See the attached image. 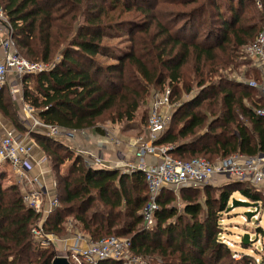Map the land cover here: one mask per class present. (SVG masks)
<instances>
[{
	"label": "trees",
	"instance_id": "trees-1",
	"mask_svg": "<svg viewBox=\"0 0 264 264\" xmlns=\"http://www.w3.org/2000/svg\"><path fill=\"white\" fill-rule=\"evenodd\" d=\"M0 6L21 57L51 64L58 56L50 71L23 78L24 102L41 123L104 133L107 123L134 121L151 91L170 88L178 105L156 145L172 146L173 158L213 162L264 153V116L252 88L228 76L264 29V0H0ZM109 33L125 40L109 47ZM106 54L114 60H100ZM10 98L5 86L0 114L23 131ZM31 135L48 158L60 203L43 225L46 234L64 238L74 222L94 242L129 240L131 253L152 264H253L244 254L235 260L220 238L234 192L264 208V196L251 185L226 182L217 194L206 186L203 202L198 189L184 187L181 208L175 192L164 189L147 227L143 172L91 166L62 140L38 130ZM23 194L17 184L0 186V264H52L58 253L35 239L40 216Z\"/></svg>",
	"mask_w": 264,
	"mask_h": 264
},
{
	"label": "built area",
	"instance_id": "built-area-1",
	"mask_svg": "<svg viewBox=\"0 0 264 264\" xmlns=\"http://www.w3.org/2000/svg\"><path fill=\"white\" fill-rule=\"evenodd\" d=\"M13 33V25L0 6V91L8 86L11 95L19 99V103L23 105L22 111L27 114L30 122L28 132L42 129L51 138L65 139L69 142H73L78 136H85L86 131H69L41 123L35 116L34 109L24 102L21 93L23 78L48 72L54 67L55 62L33 63L21 57L17 51ZM246 53L253 66L262 75L263 85L260 89L264 98V30L247 47ZM242 83L252 88L257 87L253 81L245 80ZM171 97L170 88L152 95L146 136L136 139L132 145L134 160L127 162L122 170L128 173L140 171L145 174L150 196L143 210L146 225L153 224V214L158 208L156 201L164 189L179 193L184 187L202 189L218 181L233 180L251 185L264 196V154L245 156L235 153L228 157H220L213 162L202 157L181 161L169 154L172 146L156 145L169 124L167 112L172 106ZM256 112L264 116V107ZM34 149H36L35 144L25 143L23 137L13 130L7 131L0 137V169L8 165L14 170L16 183L22 186L24 192V204L40 216L33 229L37 241L44 246L56 245L58 242L62 248L58 250L56 257H65L70 264H99L106 260L121 261L123 264H152L148 257L133 255L130 251V241L127 239L108 237L94 242L90 236L81 231L70 233L64 238L46 234L43 225L60 203L52 192L54 189L51 191L47 182L51 170L48 166H43L46 163L49 164L48 158L45 154H41L40 158H34ZM77 150V154L85 156L91 166L116 169L99 157H89L88 151ZM148 157L153 158L151 162L148 161ZM35 167L38 168L37 173L32 172ZM261 212L264 214V208L259 203L256 219ZM69 239L73 240V243H68ZM233 258H239V255L234 253Z\"/></svg>",
	"mask_w": 264,
	"mask_h": 264
},
{
	"label": "rangeland",
	"instance_id": "rangeland-1",
	"mask_svg": "<svg viewBox=\"0 0 264 264\" xmlns=\"http://www.w3.org/2000/svg\"><path fill=\"white\" fill-rule=\"evenodd\" d=\"M257 1H259V0H257ZM253 6H254L253 7L254 10H258L257 9L258 7L256 6V4ZM248 14L250 15L251 13L248 12ZM257 36H256V38H257ZM123 37L124 36H122V34L117 35L115 33H113V34L109 33V35L106 37L105 44L109 47L115 46L116 44H119L125 40V38H123ZM99 58H100V60L107 61V62H112L114 60V58H112V55H110V54L109 55L106 54L103 56L100 55ZM57 60H58V56L55 57L54 62H57ZM238 62H239V65L237 68H235L236 70H234L233 73L228 72L229 78H231V80H234L238 83H242V81H245V80L249 81V82H251V81L255 82L257 87H255V88L251 87L252 91H253L252 94H253L254 100L257 101V105L260 106L258 108L259 109L263 108L264 107V98H263V96H261L262 94L260 93V92H262L260 90V88H261V85H263V79H262V76H261L259 70H257L253 66L252 61L250 60L249 57H247L245 55V53H244V57H241L238 60ZM240 62H242L244 64L240 65ZM256 73H257V75H256ZM225 74H226V72H225ZM155 92H162V91L161 90L151 91L148 98H146L144 105L141 106V108L139 109L137 116H136V119L134 121L129 122V123H124V122L123 123H113V124L107 123V124H105L104 127L106 128L107 126H109L108 127L109 129H111V127H113L114 129L117 128V129L121 130L123 133H128V131H129L131 134H133L137 138L145 137L146 136V129L148 126V119H149V108H150V104L152 101V95ZM197 92H198V89H194V91L192 93H190L189 95L184 94L183 100L189 99L190 97L194 96ZM21 93L22 94L24 93L23 89H22ZM10 99L16 103L17 108L15 107V105H12V110H13V112H16L18 121L20 122V127L23 126L22 127L23 131H21V129H18L16 126H14V124L10 121L9 118L0 114V130L2 131V132L0 131V136L3 135L4 129L11 128L14 130V132L17 133V135H20L24 138H28V140H30L31 142H33L36 145V142H35L33 136L31 135V133L28 132V127H29L30 122L28 121L27 114H25L22 111L23 105L19 103L18 98L14 99L12 95H11ZM174 101H172V106L169 108V110L167 112V118L169 119V124L167 127L170 126L171 120H172V115L175 111L176 106L178 105V101H176V102H174ZM179 102H181V101H179ZM250 102H252V100ZM247 104L249 106L250 103H247ZM104 127H102V130ZM37 130L38 129H34V131H37ZM38 131L42 132L45 135L47 133V132H44V130H42V129H40ZM62 142L64 144H66L67 146H69L72 149V151L77 154L78 150H77V143L76 142H69V141H65V140H62ZM36 146L41 151V153L44 154V152L41 150V148H39L38 145H36ZM260 154H264V153H260ZM49 167H50V164H49ZM61 171L63 172L62 168H61ZM12 175H14L13 172L11 174L9 173V175L7 173H4V172L1 173V175H0V186L5 188V187L13 185V184L16 185L17 184L16 180ZM51 175H52V171H51ZM51 177L53 178V176H51ZM231 181H233V180H223L220 182L218 181L217 183L209 185V187L211 189H213L212 190L213 194H217L216 192H218L219 187H221L224 183L231 182ZM17 185L20 188H22L21 185H19V184H17ZM55 190H56V187H55ZM198 191H199V200L202 202L205 201L206 200V189H205V187L202 189H198ZM54 193L56 195V191ZM175 194H176L175 204L177 205L178 208H181L183 206L182 198L178 192H175ZM232 200L250 202L249 200L245 199L240 193H237V192L233 193L232 197L229 200V209L221 217L222 218L221 225H222L223 231H222L220 238L223 242H225L231 248V250L234 253H237L239 255V258H237L235 260H237V261L242 260V254H244V255L252 257L253 264H264V214H263V212H261L259 218L256 219L258 207H246V206H242L241 204H237L234 208H231ZM249 212L252 213L251 217L248 216ZM151 225L147 226L145 223V226H147V227H151ZM79 227H80L79 224L71 222V224L67 228V230L69 233L73 234L76 231L80 232ZM245 237L247 238L248 241L246 243V246L244 247L242 242L244 241ZM58 238H60V237H58ZM54 245H52L51 247L54 250H56V252L58 253V250H60L62 248V246H60V244H58V242H56L55 246Z\"/></svg>",
	"mask_w": 264,
	"mask_h": 264
},
{
	"label": "crops",
	"instance_id": "crops-1",
	"mask_svg": "<svg viewBox=\"0 0 264 264\" xmlns=\"http://www.w3.org/2000/svg\"><path fill=\"white\" fill-rule=\"evenodd\" d=\"M9 91H10V88H9ZM13 98L16 99L14 96ZM108 127L109 126H107L106 128L105 127L103 128L104 133H99L96 130L87 131L85 136H78L73 142L77 143V149L88 151L90 154L89 157H92V158L99 157L105 163L112 165L114 168L123 170L127 162L134 160V149L132 145L135 143L137 137H135L129 131L128 133H123L121 130L117 128L114 129L113 127H111V129H109ZM9 130H13V129L11 128L4 129L3 135ZM23 141L27 144L33 143L30 140H28V138H24V137H23ZM41 154H42L41 151L36 147V149H34V152H33L34 158H40ZM152 159H153L152 157H148L149 162H151ZM47 166L49 167V164L46 163L44 164L43 167H47ZM66 166L67 164L62 166L63 172L65 171ZM3 172L9 175V173L10 174L12 172L14 173V170H12L10 166L4 165L0 169V175ZM32 172L37 173L38 168L35 167L32 170ZM12 176L15 178V173ZM49 176L50 177L48 178L47 182L49 184L51 191L52 189H54L52 191L54 193L56 191L55 190L56 185L54 183V179L51 177L52 176L51 173L49 174ZM68 243H73V240L69 239Z\"/></svg>",
	"mask_w": 264,
	"mask_h": 264
},
{
	"label": "water",
	"instance_id": "water-1",
	"mask_svg": "<svg viewBox=\"0 0 264 264\" xmlns=\"http://www.w3.org/2000/svg\"><path fill=\"white\" fill-rule=\"evenodd\" d=\"M173 149V148H172ZM171 149V150H172ZM170 150V151H171ZM169 151V152H170ZM237 204H241L242 206H246V207H259V203H252V202H243V201H237V200H232V206L231 208H234ZM248 216L251 217L252 216V213L249 212L248 213ZM247 238L245 237L244 239V242L247 243ZM52 264H70L69 261L67 260V258L65 257H61V256H58V257H55Z\"/></svg>",
	"mask_w": 264,
	"mask_h": 264
}]
</instances>
